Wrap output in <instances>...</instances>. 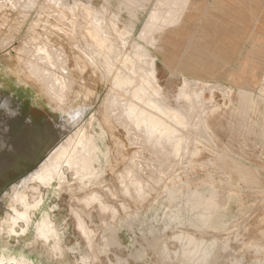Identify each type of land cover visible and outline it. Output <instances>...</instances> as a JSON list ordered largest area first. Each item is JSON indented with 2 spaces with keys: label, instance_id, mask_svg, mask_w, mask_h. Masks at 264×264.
Here are the masks:
<instances>
[{
  "label": "rangeland",
  "instance_id": "obj_1",
  "mask_svg": "<svg viewBox=\"0 0 264 264\" xmlns=\"http://www.w3.org/2000/svg\"><path fill=\"white\" fill-rule=\"evenodd\" d=\"M19 1L0 0V95L17 108L14 131L28 117L56 122L55 137L67 147L50 153L36 142L37 149L15 153L10 146L22 143L0 146V260L5 252L35 264H264V11L226 20L229 11L217 0H191L181 27L163 35L161 51L139 36L161 0ZM78 7H94L93 16ZM93 21L109 36L125 30L126 43L117 40L125 53L138 42L156 58L164 92L185 113L178 153L134 125L121 97L115 108L108 96L118 88L89 47L85 25ZM236 33V48L223 43ZM198 42L212 51L205 55L215 69L209 75L183 64L196 67L200 56L188 46ZM184 76L191 96L175 102ZM238 92L257 104L239 101ZM85 131L98 146L96 169L86 172L77 168L80 151L68 150ZM194 190L215 196L209 225L193 205Z\"/></svg>",
  "mask_w": 264,
  "mask_h": 264
},
{
  "label": "bare ground",
  "instance_id": "obj_2",
  "mask_svg": "<svg viewBox=\"0 0 264 264\" xmlns=\"http://www.w3.org/2000/svg\"><path fill=\"white\" fill-rule=\"evenodd\" d=\"M33 1L37 2L38 0H33ZM55 1H57V0H55ZM45 2H47V1L45 0ZM50 2H51V0H50ZM52 2H54V1L52 0ZM164 2H165V7L166 8L168 7L169 10H172V6H171L172 0H167V4H166V0H164ZM26 3H29V2H26ZM32 3H34V2H32ZM54 3H56V2H54ZM3 4H5V3H3ZM58 4H62V3H59V1H58ZM64 4H66V3H64ZM27 5H29V4H27ZM41 5L43 6V2ZM67 6H69V5H67ZM174 8H175L176 12L179 11L178 10L179 5H177L176 7L174 5ZM94 10H95L94 7L87 8V12H85L83 10L84 11L83 13L86 14V17L87 16L92 17L93 16L92 13L94 12ZM75 12L76 11H74V13ZM71 13H73V12H71ZM169 13H171V12H169ZM59 14H60V11H59ZM99 14H100V12H99ZM53 15L55 18L58 17V16H56L57 15L56 11H55V14L53 13ZM82 15L83 14L81 13V17H82ZM162 15H163L162 13H156V11H153V13H150L148 15V19L146 20V23L143 26L144 27L143 31H141V34L138 33V34H140L139 36L142 40L149 42L151 44V46H153V47H155V49L161 50V51H163L165 49V45L162 44L163 42L165 43V41H166V39H164L165 37L163 36L166 32L165 28L168 27L167 25L169 23H172L174 21V20L171 21L170 17H169V19H167V18L163 17ZM74 16L76 17V15H74ZM86 17L84 16L82 18H86ZM97 17H98L97 19L100 18L99 16H97ZM101 17L103 20V16H101ZM94 18H95V16H94ZM102 20H100L99 22H101ZM109 20H110V18H109ZM59 21H61V20H59ZM86 21H88L87 18H86ZM78 22L80 23V21H78ZM82 22H83V20H82ZM93 22H95V21H93ZM93 22L89 26H87L89 24V21H88L87 25H85L83 23V25H85L87 28L79 26V27H75V29H77V28L79 29V30L78 29L77 30L80 31V35H81V28H83V29L85 28L86 30H88L87 33H88L89 37H91L89 39L92 40V41H90L91 46H89V47H92V52H94L97 56L99 55L103 58L104 66L109 71V74L110 75L112 74L111 81L118 88V91H116L112 96H108V97L110 99L114 100L115 108L118 107L117 106L118 101H119L118 98L121 97L122 103H120V104H123V106H125V109H124L125 114L128 118H130L133 121L134 125H137L138 127H145V129L148 132L149 137L157 138V140H160V142H161V140H165V141H168L169 143H172L173 148L176 150V153H178V151L180 150L181 142H182V138L180 136H178V134H180V128L185 126V122H184L185 121V113L180 112L178 110L177 106H173L170 103L168 95L166 94V92H164L165 88H163L159 82L158 66L156 63V58L153 56L149 57L147 54V52H148L147 49L142 44H140L138 42L131 44L132 50L127 51L128 53H125L124 50L122 49L124 42L126 43V41L124 39H122L125 30H120L119 28L116 27V28H114V32H116L117 37L112 36L111 34L109 36L108 35L109 34L108 33L109 32L108 27L106 28V26L105 27L103 26V24H102L103 21L101 24L99 22H95V23H93ZM66 23H67V21H66ZM62 24L64 25L65 23L62 22ZM65 25L70 26L69 24H65ZM74 36H75V34H74ZM83 36H84V34H83ZM111 36L116 37V38H111ZM128 36H130V35H128ZM84 37L82 38L83 40L86 39V38L84 39ZM237 37H239V36H237ZM76 39H78V38H76V36H75V40ZM117 40L118 41L122 40L121 41V43H123L122 47H120V45H119L120 42L117 43L118 42ZM87 43H89V42H87ZM48 44H51V43L49 42ZM236 45H237V43H232L231 46L233 48H236ZM125 46H126V44H125ZM226 46H228V45H226ZM59 51L61 53V50H59ZM120 55H122L121 58H120ZM119 58H120V62H121L120 64L121 65L118 66L117 63H114V62H115V60H117ZM176 58H177V56H175L173 54L172 60L169 59L168 61H166L167 66L172 65V63L175 61ZM189 61L190 60L183 61V64H184V66H186L188 68L191 67V69L193 70V66L189 65ZM40 67L41 66H39V68ZM37 68H38V65H37ZM41 69H40V71L44 70L43 68H41ZM32 70H33V68H32ZM34 72H37V71H34ZM44 72H45V70H44ZM41 74L43 75V73H40V75ZM44 74H46V73H44ZM47 75L46 76L43 75L44 78H46ZM38 76L39 75H37V77ZM48 77H49V75H48ZM241 78L242 77L237 76L236 81H239ZM188 79H189L188 77L184 76L183 84L180 86L178 93H176L177 95H176V100H174L175 102L176 101L178 102V100H182V99L188 100L190 98L191 95L189 94V92L185 88V83ZM242 79L245 82L249 81L246 77H244ZM48 80L50 81V79H48ZM52 82H53V80H51V83ZM60 90L61 89L59 88V91ZM228 90L230 91V93L232 92L231 88ZM56 91L58 92V89H56ZM56 91L54 93H57ZM58 95L61 96L60 94H58ZM238 95H239V101L240 100L246 101L251 106H255L257 104V102L253 99L252 94L245 93V92H238ZM53 96H56V94L55 95L53 94ZM62 99H64V97H62ZM57 102H59V101H57ZM64 103H65V101H64ZM60 104H61V102H60ZM116 111L117 112L115 113V115L117 117L121 116L120 113L122 114V110H120L121 112L118 110H116ZM16 115H17V108L12 105V98L8 97V96H3V94H1L0 95V146L2 144L10 145V142L22 143V144H13L12 146H10L12 151H14L15 153H20L21 151H33V149L38 148L39 144L47 145L43 151H49L50 153L52 151H64V148L67 147V146H65V144L59 145V142H58L57 138L55 137L57 135L58 129H59V124H57L56 122L55 123H49V122L38 123V122H35L31 117L30 118L28 117L24 121L21 129L16 132L12 128V122L15 119ZM263 127H264V125L262 126V129H263ZM198 140H200V139H198ZM36 142L39 144H37ZM155 143H157V142H153V144H155ZM198 144H199V141H198ZM161 146H163V145L161 144ZM79 147H81V149H79ZM213 147L215 148V146H213ZM97 149H98V146L93 141V137L85 131L83 133L82 137L79 138V140L77 139L73 145L69 146L68 150L69 151H80L79 155L77 156V161H78L77 168L85 169L84 171L86 172V171L96 169L94 167V162L96 160L94 153ZM55 156L56 155L54 153V155L51 156L50 161L53 160L55 158ZM189 158L190 157H188V160H189ZM153 161H155V159ZM192 195L194 196V202H193L194 204L193 205L196 208H202L205 211L201 214V217L203 218L204 224L209 225L211 223V220L213 219V215H214L213 214L214 212L211 213V211L214 210L216 207V199H215L214 194H211L210 196L207 197V196L202 195L197 190H194L192 192ZM223 204H226V203H223ZM174 231H172V232L174 233ZM167 236H169V235H167ZM105 237H106V235L103 234L102 238L104 239ZM191 241H193V240H191ZM195 248H197V247H195ZM205 252H206V250H204V253ZM13 260L15 261L14 262L15 264H35L33 261L29 260L23 254H21L19 257H15V256H12L11 254L5 253V252L1 256V260H0L1 263L0 264H4V262H6V264H11V261H13ZM117 262L119 264L122 263L120 258H117Z\"/></svg>",
  "mask_w": 264,
  "mask_h": 264
},
{
  "label": "crops",
  "instance_id": "obj_3",
  "mask_svg": "<svg viewBox=\"0 0 264 264\" xmlns=\"http://www.w3.org/2000/svg\"><path fill=\"white\" fill-rule=\"evenodd\" d=\"M155 1H158V0H155ZM219 2V4L221 5V7L226 11H229L227 12V15L223 16V19H230V20H237L238 18H242V14H238V12H241V11H244L245 14H244V18L246 20H248V17L250 15V18H252V15L250 13H253V11H259V10H263L264 11V0H244V8L243 9H238V3L239 1L238 0H217ZM190 2L191 0H172V10H169L168 7L166 8L165 7V2L164 0H161L160 1V7L159 8H156V9H153L151 8V10L149 11V14L150 13H153V11H156V13H162L163 17L172 20H174L172 23H169L167 26V28H165L166 30L169 29V28H174V27H181V25L183 24V21H184V18L186 16V13L187 11L189 10V5H190ZM136 4V2H134ZM166 4H167V0H166ZM175 7L177 5H179V8H178V12H176L175 8H174V5ZM262 6L261 9H257V6ZM171 12V13H169ZM246 13H249L248 15ZM148 14V15H149ZM148 19V18H147ZM215 27V30L218 29V26H214ZM174 30V29H173ZM203 30H206V32L209 30L208 29H203ZM212 30V29H211ZM218 31V30H217ZM217 31L214 32V34L217 33ZM168 32V31H166ZM211 32V31H210ZM263 32H261L262 34ZM241 34V33H239ZM237 35L236 34H230V37L228 38H234L233 39H230V40H224L223 43H237L236 42V38L237 36H240V35ZM217 35V34H216ZM236 35V36H234ZM199 42H202L201 40ZM196 44V45H192L190 43V45L188 46V48L190 47V51L191 53H197L198 56L200 57H197L196 60H192L193 63H195L196 67L193 66V70L195 72L196 75H209L213 72V67H212V62L210 63L209 60H206L205 58V55L206 53L208 52H212V51H209V49L205 48V46L201 43ZM222 42V41H220ZM212 70V71H210Z\"/></svg>",
  "mask_w": 264,
  "mask_h": 264
}]
</instances>
